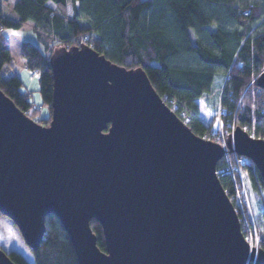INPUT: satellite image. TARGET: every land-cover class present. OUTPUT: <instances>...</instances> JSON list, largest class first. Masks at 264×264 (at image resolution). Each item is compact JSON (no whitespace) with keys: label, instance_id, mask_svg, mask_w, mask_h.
I'll use <instances>...</instances> for the list:
<instances>
[{"label":"water","instance_id":"water-1","mask_svg":"<svg viewBox=\"0 0 264 264\" xmlns=\"http://www.w3.org/2000/svg\"><path fill=\"white\" fill-rule=\"evenodd\" d=\"M50 65L49 126L0 89V213L31 252L53 214L79 264H264L220 182L224 147L193 133L145 70L114 64L85 43L55 49ZM256 83L264 89V71ZM227 148L264 179V139L238 126ZM9 253L0 246V264H16Z\"/></svg>","mask_w":264,"mask_h":264},{"label":"trees","instance_id":"trees-1","mask_svg":"<svg viewBox=\"0 0 264 264\" xmlns=\"http://www.w3.org/2000/svg\"><path fill=\"white\" fill-rule=\"evenodd\" d=\"M13 12L14 19L0 0V89L39 124L49 126L52 119L53 52L85 43L114 64L145 70L157 93L196 135L215 140L220 122L227 136L239 126L264 139V89L256 83L264 71V0H16ZM27 24L47 37L44 46L27 41L21 47L26 68L39 75L47 118L33 110L3 33ZM220 78L226 79L218 103L222 113L207 124L198 100L214 96ZM230 156L236 161L238 155ZM242 159L261 236L259 248L264 250V179L252 160ZM226 165V158L221 159L217 172L236 207L234 190L242 182L237 168L230 175ZM46 227L40 248L32 252L35 264H79L58 218L48 215ZM91 228L106 252L101 224L92 219ZM9 256L16 264H31L17 251Z\"/></svg>","mask_w":264,"mask_h":264},{"label":"rangeland","instance_id":"rangeland-1","mask_svg":"<svg viewBox=\"0 0 264 264\" xmlns=\"http://www.w3.org/2000/svg\"><path fill=\"white\" fill-rule=\"evenodd\" d=\"M29 27H31V25H29ZM8 30L15 31V29L13 30L8 29ZM15 33L19 35L18 31H16ZM21 43H22L21 38L16 37V35L13 36V38H11L10 40V50H11V57H12V64L14 67V71L17 74H19V76H21V78L24 81L23 89L27 90V87L29 86V84L28 85L25 84V75H27L26 74L27 69H26V65L24 66L23 58L21 57V47H22ZM48 49L45 51L47 55L49 54ZM29 74L30 72H28V75ZM33 75H37V76L34 77L33 81H31V84H33V87H31L32 88L31 89L32 91L31 101L32 102L36 101L37 105L39 106V108L36 106L37 108L36 109L33 108V110L38 109L40 111L38 117L44 118L48 112V108L44 106L43 102L41 101L42 97L39 91L40 90L39 75L36 72ZM29 78L31 79L30 75H29ZM29 81L30 80L28 79L27 82ZM216 83H217V90L215 91L214 96L210 98L198 100L201 118L207 124L211 123L215 116H219L222 113L220 105H218V103L220 101V95H222V92H223V89L226 83V79L220 78L218 82ZM213 135H214L213 137L215 138V140H212V141L217 142L224 147L225 155H226L224 158H226V160L232 161L233 167H234L236 162L230 156L231 153L229 152V150L225 148V143L227 142L229 136H227L226 131L224 130V127L220 122L217 123V126L215 127V130L213 132ZM239 166L237 165V170L239 171L240 179L242 183L241 185L236 184L235 190H234L235 195L233 196V200L239 204V207H241L239 208V212L237 213L240 215V220L243 226L242 231H246L247 229L245 226V222L243 221V218L245 217V215L247 216L248 214L247 209L250 208V212L252 213V216L255 222V232H256V234L254 233L250 234V237H249L250 243L251 245L253 244L254 247L259 249V242H260L261 236L259 234V229L257 226L256 217H255L256 215L254 213V208L252 205L251 193L248 190V186L246 183V173H244L243 171V167H242L243 165H241V167ZM227 170H228L227 173L232 175L230 169L228 168ZM234 172H233V175H234ZM0 246L3 247L8 252L14 250V251L21 253L31 264H35L34 256L30 248L25 243V240L21 232L19 231L18 227L11 219L2 215L1 213H0ZM249 264H256V263L250 262Z\"/></svg>","mask_w":264,"mask_h":264},{"label":"crops","instance_id":"crops-1","mask_svg":"<svg viewBox=\"0 0 264 264\" xmlns=\"http://www.w3.org/2000/svg\"><path fill=\"white\" fill-rule=\"evenodd\" d=\"M15 2H16V0H1V4L3 5L4 9L6 10L8 16L13 18V19L16 18V15L13 12V6H14ZM49 5L52 8H54V4L49 3ZM16 31H18L19 35H17V33H15ZM3 33L8 37L9 42H10L11 38H13V36H15V35H16V37L21 38V41H22L21 44H23L24 42L29 41V42H32L34 44H37V45H40V46L41 45L44 46L45 42L47 41V39H46L47 37H46L45 34L41 33L40 31L35 30L33 26L29 27L28 24L24 25L21 29H18V30H15V31H11V30L5 29V30H3ZM23 63H24V66H25V60L24 59H23ZM28 72H30L29 75L31 76V79L29 78ZM26 74L27 75H25V84H27V85L29 84V86L27 87V90L26 89L25 90L28 91L31 94V96H32V93H31L32 92L31 91L32 88L31 87H33V84H31V81H33L34 77H36L37 75H33L34 73L32 71L28 70V69L26 71ZM27 78L30 80L29 82H27V80H28ZM22 81H23V79H22ZM23 83H24V81H23ZM33 104H35V106H37L39 108V106L37 105L36 101L33 102ZM48 115L49 114L47 112V114L45 115L44 118H47Z\"/></svg>","mask_w":264,"mask_h":264},{"label":"built area","instance_id":"built-area-1","mask_svg":"<svg viewBox=\"0 0 264 264\" xmlns=\"http://www.w3.org/2000/svg\"><path fill=\"white\" fill-rule=\"evenodd\" d=\"M34 108L36 109L37 107L36 106H34ZM225 148L228 150V148H227V142L225 143ZM226 156V155H225ZM236 164L234 165V167H233V162L232 161H230V160H227V165H226V167L224 168V170H225V172H227L228 170V168L230 169V171H231V173H232V175H233V172L235 171L234 169L235 168H237V165L239 166L240 164L242 165L243 164V159H242V157L241 156H237L236 157ZM241 165L239 166V167H241ZM239 208H241V207H239V204L238 203H236V207H235V209L237 210V212H239ZM247 211H248V214H247V216L245 215V217L243 218V221L245 222V226H246V231H242L243 232V234H244V237L246 238V240L249 242V244H250V246H251V248L252 247H254L253 246V244L251 245V243H250V234L251 233H254V234H256V232H255V222H254V219H253V216H252V213L250 212V208H248L247 209ZM239 215V214H238ZM240 218V217H239ZM241 221V220H240ZM241 226H242V224H241ZM258 249V248H257ZM249 264V263H248Z\"/></svg>","mask_w":264,"mask_h":264}]
</instances>
